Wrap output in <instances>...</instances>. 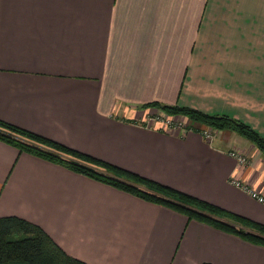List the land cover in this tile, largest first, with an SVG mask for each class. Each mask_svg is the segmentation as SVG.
<instances>
[{"label":"crops","instance_id":"1","mask_svg":"<svg viewBox=\"0 0 264 264\" xmlns=\"http://www.w3.org/2000/svg\"><path fill=\"white\" fill-rule=\"evenodd\" d=\"M152 101L264 135V0H0V119L264 223L231 183L264 195L256 147L231 131L204 138L182 116L166 128L140 107ZM11 215L90 264H264L262 246L0 141Z\"/></svg>","mask_w":264,"mask_h":264},{"label":"trees","instance_id":"2","mask_svg":"<svg viewBox=\"0 0 264 264\" xmlns=\"http://www.w3.org/2000/svg\"><path fill=\"white\" fill-rule=\"evenodd\" d=\"M166 116L186 117V130L231 131L250 141L264 160V135L246 122L226 114H211L179 104L152 101ZM142 125L143 122H141ZM204 137V136H203ZM205 138V137H204ZM0 141L73 172L128 192L145 201L170 208L188 220L209 225L264 247V223L162 184L123 167L80 152L45 136L0 119ZM0 264H90L66 253L38 224L18 216L0 217Z\"/></svg>","mask_w":264,"mask_h":264},{"label":"built area","instance_id":"3","mask_svg":"<svg viewBox=\"0 0 264 264\" xmlns=\"http://www.w3.org/2000/svg\"><path fill=\"white\" fill-rule=\"evenodd\" d=\"M215 130H212L210 128L203 129L201 131L202 136L205 138H211L213 136V133H215ZM228 155L235 158L239 164H246L248 162L247 157L240 152H237L235 150H231L228 152ZM236 187L241 188L243 191H245L250 197H252L257 202L264 205V195H262L257 189L253 188L251 185L246 183H241L239 180H232L231 182Z\"/></svg>","mask_w":264,"mask_h":264},{"label":"rangeland","instance_id":"4","mask_svg":"<svg viewBox=\"0 0 264 264\" xmlns=\"http://www.w3.org/2000/svg\"><path fill=\"white\" fill-rule=\"evenodd\" d=\"M158 114H161L159 111H158ZM155 115H157V114H155ZM154 115V116H155ZM163 115V114H162ZM164 116V118H163V120H165V118H167V119H169L170 121L168 122V123H166L165 124V126H166V128H173V127H175L177 124H178V122L180 121V119H172L170 116H166V115H163ZM158 120H160V119H158ZM149 121V120H148ZM150 123V122H149Z\"/></svg>","mask_w":264,"mask_h":264}]
</instances>
